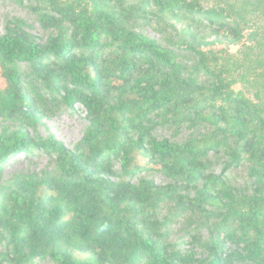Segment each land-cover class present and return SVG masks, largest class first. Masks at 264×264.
<instances>
[{
  "label": "trees",
  "instance_id": "trees-1",
  "mask_svg": "<svg viewBox=\"0 0 264 264\" xmlns=\"http://www.w3.org/2000/svg\"><path fill=\"white\" fill-rule=\"evenodd\" d=\"M27 1L45 27L68 30L42 42L20 20L5 26L0 118L35 124L54 113L60 97L68 106L85 108L88 128L74 149L54 136L36 140L0 132V164L18 151L38 149L54 159L57 169L16 180L15 189L0 198V229L11 249L7 260L205 264L194 252L177 254L155 238L157 223L150 222L145 208L157 195H173L240 231L237 238L232 231L224 240H213L207 264H264V0ZM150 6L206 20L240 45L239 53L191 45L197 63L182 65L173 50L129 28L127 22ZM195 72L209 82L200 83ZM163 123L223 125L237 139V148L229 152L231 164L249 163L254 194L239 193L223 174L210 170L206 156L222 146L214 136L185 142L157 138L155 127ZM143 169L181 184L123 179ZM179 188L197 189V195H179ZM226 240L241 242L243 252L229 253Z\"/></svg>",
  "mask_w": 264,
  "mask_h": 264
},
{
  "label": "rangeland",
  "instance_id": "rangeland-1",
  "mask_svg": "<svg viewBox=\"0 0 264 264\" xmlns=\"http://www.w3.org/2000/svg\"><path fill=\"white\" fill-rule=\"evenodd\" d=\"M125 1L131 4L137 0ZM31 7L32 4L27 0H0V35L4 34L7 24L16 20L24 22L26 29L42 42H45L50 36L58 35L60 30H68L66 25L60 29L45 27ZM127 24L130 29L155 40L167 49L173 50L178 56V61L188 68L194 67L197 63V56L191 50V45L203 50L213 47H227L235 54H238L240 50V45L222 37L218 33L217 27L210 25L206 20H193L181 15L172 16L159 12L152 6L147 9L146 14L133 17ZM25 65L26 63L19 64L22 68ZM194 76L200 83L207 84L209 82V78L204 74L195 72ZM235 88L241 89L242 85L237 84ZM86 115L87 112L82 105L76 103L68 106L59 97L54 113L42 117L35 124L29 125L19 118H0V132L7 129L9 132L28 134L36 140L54 136L66 147L74 149L88 128ZM155 120H160V118H155ZM223 128V125L211 123H182L180 125L163 123L155 127L154 135L157 138H168L177 142H185L191 138L214 136L222 143V146L217 148L218 151L210 150L206 156L210 170L216 174H223L239 193L252 195L254 194V185L250 175V165L247 162H240L238 165L231 164L229 152L237 148V139L225 132ZM115 168L118 170L120 178L114 180L119 181L121 169L118 162H115ZM56 171L54 159L46 152L38 149L18 151L0 164V198L14 190V182L20 178L54 174ZM123 179L136 184L142 180H150L158 186L181 184L177 179L167 177L162 172L145 169ZM177 193L195 197L197 189L183 190L179 188ZM210 210L216 212L215 209ZM145 212L151 215L150 222L156 221L155 238L161 244L168 246L172 252L180 255L194 252L195 258L202 260L205 264L210 261L208 246L213 240H224L232 231H234L235 238L240 235L236 226L228 223L223 217L216 213L206 217L197 208L182 203L173 195L155 196L152 203L145 208ZM138 227L143 232L146 231L142 224H139ZM224 243L225 250L229 253L243 252L244 246L241 242L235 243L226 240ZM10 253L11 249L5 233L0 229V264H16L7 260ZM22 264L58 263L49 257H43ZM236 264L251 263L244 261Z\"/></svg>",
  "mask_w": 264,
  "mask_h": 264
},
{
  "label": "water",
  "instance_id": "water-1",
  "mask_svg": "<svg viewBox=\"0 0 264 264\" xmlns=\"http://www.w3.org/2000/svg\"><path fill=\"white\" fill-rule=\"evenodd\" d=\"M229 49V48H228ZM230 50V49H229Z\"/></svg>",
  "mask_w": 264,
  "mask_h": 264
}]
</instances>
